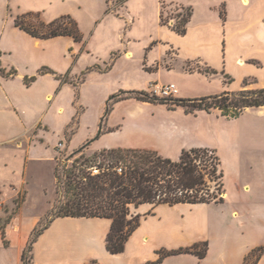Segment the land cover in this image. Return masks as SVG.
Here are the masks:
<instances>
[{"label": "rangeland", "instance_id": "rangeland-1", "mask_svg": "<svg viewBox=\"0 0 264 264\" xmlns=\"http://www.w3.org/2000/svg\"><path fill=\"white\" fill-rule=\"evenodd\" d=\"M2 1L0 10L5 13L7 28L12 24L11 16L27 12H39L49 21L68 15L77 23L83 37L81 43L63 37L55 50L42 58L57 61L60 68L69 69L59 76L67 84L53 106L63 111L50 110L42 117V124L47 126L46 131L41 132L45 144L38 142L30 151L24 188L16 189L13 185L22 179L17 163L12 164L15 171L1 174L2 181L10 182L0 198L2 220L17 215L23 204L25 215H39L49 206L41 217L44 223L56 199L55 166L57 163L70 166L75 159L82 160L81 154L73 153L83 146L82 156L89 158L103 149L155 147L159 141L176 136L183 137L181 143L216 152L228 204L245 195L244 184L252 187L253 199H258L261 205L264 203V107L247 109L236 119H226L216 110L188 116L179 108L172 111L164 104L134 99L108 105L109 98L120 91L148 93L138 90L145 79L139 69L151 72L174 66V72H163L160 82L174 83L185 99L264 88V0H247V3L242 0ZM186 18L188 33L181 38L172 28L180 27ZM27 21L38 22L36 18ZM9 37L16 46H24V42L12 33ZM201 37L204 47L194 51L187 47L186 42L192 44ZM157 39L161 42L172 40L181 59L199 52L210 60L218 58L220 64L223 61L220 57H223L225 74L190 76L181 73L180 59L179 64L173 65L175 51L166 45L155 46ZM259 52L261 54H257ZM238 58H243L245 65L237 64ZM258 58L261 63L257 62ZM127 59L132 67L125 61ZM5 61L19 74L35 71L32 75H36L37 70L26 63L20 52ZM181 67L187 72L205 70L196 63H183ZM11 84L15 87L21 84L17 75ZM101 120L102 132L98 135ZM38 128L44 130L42 126ZM59 138L62 140L55 145L54 154L52 144ZM178 158L175 156L173 161ZM18 199H22L19 207ZM1 242L8 247L6 235ZM0 252L2 255L4 251ZM10 253V257L0 255L1 264L11 263L15 252Z\"/></svg>", "mask_w": 264, "mask_h": 264}, {"label": "crops", "instance_id": "crops-1", "mask_svg": "<svg viewBox=\"0 0 264 264\" xmlns=\"http://www.w3.org/2000/svg\"><path fill=\"white\" fill-rule=\"evenodd\" d=\"M242 1L247 3V0ZM2 4L3 1L0 0V9ZM32 13H38L39 20L43 23L51 22L41 16L39 12ZM0 14V66L6 72L8 69L15 71L13 77L0 76V178L1 174L5 172L15 171L12 164L17 163V167L20 168L18 172H22V179L17 184H11L15 185L16 189H22L26 180L31 149L38 142L42 145L45 144L41 132L46 131L47 126L42 124V117L50 110L63 111L58 106L53 109L54 102L67 84L58 80L57 76L64 72L68 73L69 69L60 68L57 61L42 59L55 50L57 44L63 41V37L49 40L32 38L14 26L16 16H11L12 24L7 28L4 25L5 13L0 10ZM168 31L171 33L170 30ZM10 33L21 39L24 46H16L9 37ZM187 33L186 26L184 35H180V37H185ZM154 41H157L155 46L166 45L170 50L175 51L173 65L180 59L179 70L185 75L193 76L204 73L199 70L183 71L181 67L183 63L201 65L205 67V70L211 71L210 76L218 73L225 74L223 57H220V61L223 60L220 64H218V58L210 60L199 52L186 55L181 59L172 40L171 42H161L158 39ZM193 42L192 44L186 42L187 47L193 51L205 46L202 37ZM18 52L23 54L24 60L33 66V70H37L36 79L29 86L23 83V79L31 77L30 75L35 71L19 74L13 65L5 61L6 58ZM125 61L130 62L128 59ZM257 62L261 63L260 58L257 59ZM236 63L245 65L243 58L236 59ZM42 67L49 68L55 74L38 75V71ZM130 67H132L131 62ZM174 69V66L169 70L160 68L151 72L139 69L145 79L143 86L138 90L148 92L150 82L162 83L160 78L163 72L167 74L174 72ZM135 70H138L137 66H135ZM16 75L21 83L17 87L11 84ZM174 97L185 99L178 89ZM36 113L38 115L34 118ZM38 126H42L44 130ZM36 130L37 134L34 133ZM182 138V136H176L175 139L166 138L164 141H159L155 147L148 146L145 149L155 151L162 157L173 160L175 156L180 155L182 150L201 148L197 147L198 145L181 143ZM61 140L62 138H59L52 144L54 154L55 145ZM7 183L10 182L0 179V198ZM242 190L245 195L232 204H228L224 198V189L223 201L218 204H176L173 206L143 204L139 206L135 210V213L141 216L139 226L128 238L124 251L116 255L108 253L105 248V239L111 225L110 220L57 218L50 223L33 244L32 264H89L92 261L97 264H264V203L261 205L257 201L258 199H253L251 196L252 187L249 184H244ZM48 209L49 206L45 210L43 209L39 215H25L23 204L19 213L11 219L5 229L7 248H4L0 235V251H4L2 255L0 252V255L10 257V251L14 250L15 252L9 264H22L21 254L28 238ZM204 242L207 243V251L202 259L191 254H181L168 256L158 261V252L161 250L174 251Z\"/></svg>", "mask_w": 264, "mask_h": 264}, {"label": "trees", "instance_id": "trees-1", "mask_svg": "<svg viewBox=\"0 0 264 264\" xmlns=\"http://www.w3.org/2000/svg\"><path fill=\"white\" fill-rule=\"evenodd\" d=\"M28 18H36L38 22L33 24L27 21ZM38 19V13L27 12L14 18V26L32 38L40 40L70 37L75 43L82 42L83 37L78 25L70 16H61L49 23H43ZM187 22L188 18L183 19L180 27L172 30L178 35H184ZM199 72L211 73L209 70ZM43 74L55 73L47 67H42L38 75ZM14 75V70L6 72L0 66L1 77ZM35 79L36 76L25 77L23 83L29 86ZM57 79L67 83L59 75ZM125 99L164 104L172 111L181 108L187 115H196L198 112L210 114L216 110L220 117L236 119L247 109L264 107V88L222 92L193 99L159 98L139 91H120L109 98L108 105ZM101 126L102 120L98 135L102 132ZM84 148L85 146L73 153L81 154L82 160L75 159L70 166H60L58 163L55 166V203L44 219L45 222L42 223L41 218L34 227L21 254L22 264H32L33 244L57 218L110 220L105 248L108 253L116 255L124 251L128 238L139 226L141 216L135 213L139 206L218 204L223 201V172L220 159L213 150L207 148L182 150L178 160L173 161L155 151L145 149H103L89 158H84L82 156ZM92 169L97 170V173L93 174ZM20 203L22 199L17 200V207ZM1 209L0 202V211ZM12 218L11 215L4 220L0 218L1 239L5 238V229ZM4 246L7 247V243ZM206 251V242L174 251L161 250L158 252V261L181 254H191L202 259Z\"/></svg>", "mask_w": 264, "mask_h": 264}, {"label": "built area", "instance_id": "built-area-1", "mask_svg": "<svg viewBox=\"0 0 264 264\" xmlns=\"http://www.w3.org/2000/svg\"><path fill=\"white\" fill-rule=\"evenodd\" d=\"M177 89L174 84H162L159 82H150L148 85V93L155 95L159 98H171L176 94ZM93 174L97 173V170L92 169Z\"/></svg>", "mask_w": 264, "mask_h": 264}]
</instances>
